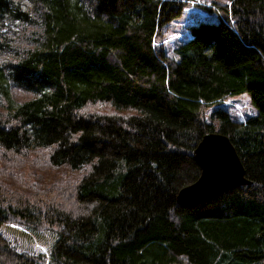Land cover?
<instances>
[{
	"label": "trees",
	"instance_id": "16d2710c",
	"mask_svg": "<svg viewBox=\"0 0 264 264\" xmlns=\"http://www.w3.org/2000/svg\"><path fill=\"white\" fill-rule=\"evenodd\" d=\"M29 1L0 0V228L58 236L47 259L0 231V264H264V0L214 1L179 58L165 40L192 0ZM244 92L257 112L238 120L222 103ZM213 131L251 183L181 205ZM36 152L79 174L13 186L9 162Z\"/></svg>",
	"mask_w": 264,
	"mask_h": 264
},
{
	"label": "rangeland",
	"instance_id": "374dc122",
	"mask_svg": "<svg viewBox=\"0 0 264 264\" xmlns=\"http://www.w3.org/2000/svg\"><path fill=\"white\" fill-rule=\"evenodd\" d=\"M24 7L30 6L29 0H22ZM214 1L224 0H192L191 4L185 9L184 14L171 23L169 34L165 40L166 46L171 54L179 58L175 52V48L185 41L191 35L190 25L200 19H217V13L208 10L206 7L213 4ZM28 27V26H25ZM28 31V30H26ZM19 25L8 22L2 30V34L11 43L21 42L26 39L19 38ZM6 56L4 51H0V59ZM12 92L17 100H24L28 94L20 88L13 86ZM225 106L231 112L232 116L238 120H245L248 115L257 112V108L251 103L248 92L230 96L224 101ZM214 106H210L207 110L208 118L212 113ZM45 155L41 152L14 157L13 162H9L7 169L9 170L4 176L13 186L19 188L21 181L28 184L35 183V188H48L49 185H63L65 179L73 177L78 172H70V176L66 178L62 176V171L49 166L45 159ZM3 173V171H1ZM79 174V173H78ZM0 231L11 241V243L19 250H27L33 253H44L49 259L51 248L58 234L52 229H35L28 225L11 222L4 223Z\"/></svg>",
	"mask_w": 264,
	"mask_h": 264
},
{
	"label": "water",
	"instance_id": "95a60500",
	"mask_svg": "<svg viewBox=\"0 0 264 264\" xmlns=\"http://www.w3.org/2000/svg\"><path fill=\"white\" fill-rule=\"evenodd\" d=\"M193 156L201 170L196 180L179 189L181 205L206 201L228 188L251 183L235 145L224 133L204 134Z\"/></svg>",
	"mask_w": 264,
	"mask_h": 264
}]
</instances>
